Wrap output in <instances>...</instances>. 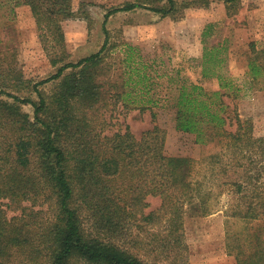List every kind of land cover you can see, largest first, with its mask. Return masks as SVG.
<instances>
[{
	"label": "trees",
	"instance_id": "trees-1",
	"mask_svg": "<svg viewBox=\"0 0 264 264\" xmlns=\"http://www.w3.org/2000/svg\"><path fill=\"white\" fill-rule=\"evenodd\" d=\"M14 1L27 5L37 27L58 40L61 22L75 15L72 0ZM141 4L162 17H175L183 6L176 0H134L108 10L99 49L60 65L50 77H61L53 92L34 84L35 100L9 92L22 85L23 75L14 60L1 58L0 95L12 101L0 99V200L47 206L51 213L23 208L8 217L0 207V264H13L20 255L26 264H187L185 216L210 214L224 192L230 195L228 217L264 220V136H251L235 106H214L201 86L182 82L174 101L176 129L193 134L205 149L199 159L167 155L166 131L157 125L138 137L128 128L102 132L103 108L120 103L142 111L159 100L152 91L162 75L156 58L147 60L132 44H121L120 79L110 77L115 45L109 44L106 19ZM249 47L248 73L264 82V43L259 50L255 42ZM213 49L206 47L203 59ZM22 104L33 107L32 118ZM149 195L160 204L144 213ZM130 221L144 233L134 245L145 238L151 257L116 240ZM262 232L250 235L254 245L248 252L235 253L236 264H264ZM228 237L227 248L238 240L227 229Z\"/></svg>",
	"mask_w": 264,
	"mask_h": 264
},
{
	"label": "rangeland",
	"instance_id": "rangeland-1",
	"mask_svg": "<svg viewBox=\"0 0 264 264\" xmlns=\"http://www.w3.org/2000/svg\"><path fill=\"white\" fill-rule=\"evenodd\" d=\"M132 1L72 0L75 15L61 22L62 38L58 40L53 31L37 27L27 5L0 0V60L5 55L7 61L14 60V68L23 75L22 85L8 88L9 92L35 100L34 84L46 93L56 90L61 77H50L57 68L97 51L104 39V14ZM176 1L183 6L175 17H162L146 4L107 17L104 26L109 32V44L115 45L109 55L110 77L120 79L122 43L136 46L147 60L156 58L154 65L162 75L155 79L152 90L159 98L155 106L139 111L123 108L120 103L109 105L98 112V122L105 124L102 132L111 135L128 128L138 137L157 125L166 131L167 155L199 159L205 153L204 147L195 142L193 134L175 127L174 101L183 82L201 86L216 107L235 106L244 126L251 127V136H264V82L261 78L252 80L247 69L251 56L249 43L255 42L258 50L264 43V0ZM206 47L215 49L203 59ZM0 99L12 101L5 94ZM21 110L32 118L30 104H22ZM217 200L218 209L210 214H188L184 218L187 264H236L235 253L248 252L254 245L252 233L263 229L264 238L263 219L235 220L227 215L230 195L224 192ZM146 201L144 213L160 204L157 196L149 195ZM0 207L8 217L20 214L23 208L42 212L44 216L51 213L47 206L29 202L17 205L7 199L0 200ZM130 222L123 231L125 236L115 237L116 240L125 241L130 248L151 257L154 251L145 238L134 245L136 236L143 237L144 233H139L135 223ZM227 229L235 231L238 238L229 249L231 237L227 238ZM26 263L21 255L13 260V264Z\"/></svg>",
	"mask_w": 264,
	"mask_h": 264
}]
</instances>
